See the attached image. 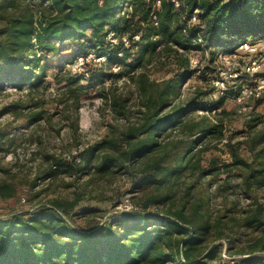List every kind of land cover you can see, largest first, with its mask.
<instances>
[{
	"label": "trees",
	"instance_id": "16d2710c",
	"mask_svg": "<svg viewBox=\"0 0 264 264\" xmlns=\"http://www.w3.org/2000/svg\"><path fill=\"white\" fill-rule=\"evenodd\" d=\"M157 1L159 7L155 6ZM195 10L198 23L185 33L183 17L188 18ZM154 14L158 24L152 19ZM110 30L116 32L120 48L124 49L122 58L118 55L120 48L108 53L111 63L125 65L127 69L138 68L148 61V56L164 55L174 62L177 71L159 81H150L141 72L138 88L142 106L137 121L118 133L111 131L71 159L48 156L50 164L44 175L51 178L61 172L75 178L86 176L88 182L96 183L123 173L131 177L136 188L151 187L150 200L158 206L165 207L168 200L171 204L162 213L146 208L119 212L117 225L98 222L84 229L65 217L81 201L78 192L71 201H55L51 207L43 206L31 213L0 216V264L209 261L206 252L211 244L204 245V237L211 226V214L202 181L217 166V158L205 157L210 148L204 147L203 142L220 140L224 124L220 119L219 123L203 115L196 119L194 110L206 108L203 96L211 93L196 88L185 96L181 86L188 73L199 72L203 81L208 80L207 69L191 68L192 51L202 55L211 52L214 59L215 48L234 49L244 40L264 38V0H0V86L9 81L16 84L31 80V89H39L46 80L47 65H41L36 72L38 62L46 56H56L67 39L78 41L81 53L95 45L103 46ZM136 36H140V41L135 40ZM124 39L128 44L138 45L136 54L125 50ZM128 72L129 69L123 73ZM83 90L79 86V93ZM63 98L68 99L60 98L61 104ZM73 99L77 112L80 95ZM26 106L29 109L26 114L15 106L10 108L14 118L26 119L21 125L0 123V151H6L8 143L12 146L16 139L26 136L24 130L28 125H33L30 129L35 132L40 122L50 124L51 115L41 107L43 100H33ZM201 137L202 143L194 147ZM255 158V169H249L241 159L236 164L246 172V186L253 180H264V147L255 152ZM222 166L228 170L229 163L223 162ZM1 173L9 175V170L0 167ZM35 179L31 187L36 186ZM16 194L13 177L0 178V199H10ZM224 204L228 206V199L224 198ZM98 212L92 209L74 217L84 218ZM226 217L218 213L214 218L213 238H221L224 230L234 224L232 221L237 222L234 216L223 219ZM240 223L260 233L247 247L233 243V251L253 254L258 250L264 254V206L258 204L246 210ZM259 258H243L238 264H256Z\"/></svg>",
	"mask_w": 264,
	"mask_h": 264
},
{
	"label": "rangeland",
	"instance_id": "374dc122",
	"mask_svg": "<svg viewBox=\"0 0 264 264\" xmlns=\"http://www.w3.org/2000/svg\"><path fill=\"white\" fill-rule=\"evenodd\" d=\"M158 2L155 4L157 7L160 6ZM175 6H178L177 2ZM112 32L115 33L114 38ZM135 40L140 41V36ZM63 43L56 56H46L37 63L36 72L41 65H47L46 80L39 89H31V80L16 84L9 81L0 86V123L21 125L26 119L14 118L10 108L15 106L20 113L26 114L29 111L26 105L38 99L43 100L41 107L51 115L50 124L40 122L35 132L30 129L33 125H28L24 130L26 136L16 139L12 146L8 143L4 148L6 151H0V167L9 170V175L1 173L0 178L13 177L17 186L15 197L0 199V216L31 213L43 206L51 207L55 201H71L75 192L81 195V201L65 217L74 220L75 226L83 229L98 222L115 224L121 217L119 212L134 208L162 213L171 200L165 207L158 206L150 200L153 195L151 187L145 190L136 188L129 175L117 173L114 177L94 183L88 182L86 176L75 178L59 172L55 177L46 178L44 173L50 164L48 156L71 159L100 142L111 131L118 133L119 129L136 122L142 106L138 75L144 72L150 81L162 80L177 71L174 62L165 59L164 55H160L162 58L150 55L145 64L138 68L129 66L130 72L124 74L125 70L128 71L125 65L114 64L107 59L108 53L121 47L113 30L107 35V44L95 45L84 53L78 51V41L67 39ZM245 43L249 44L248 48ZM124 48L134 55L138 45L130 43ZM123 50L119 49L120 58L124 57ZM212 52L214 59L211 52L202 55L192 51L189 54L191 68L207 69L208 80L203 81L199 72L188 73L181 86L185 96L192 94L196 88L211 93L203 96L208 106L194 110L196 119L203 115L219 123L222 120L224 124L220 140L214 138L203 142L204 147L207 145L210 148L205 157L217 158V166L202 181L211 214V226L205 233L204 245L215 247L210 246L206 252L209 261L198 259L194 264H238L240 259L252 257H260L259 263H264V254L258 250L253 254H236L231 247L233 243L247 247L260 233L240 221L246 210L258 204L264 206V180H253L251 185L246 186V172L236 164L241 159L246 161L249 169H255V152L264 147V38L244 40L234 49L222 47ZM79 86L84 88L82 93H79ZM77 94L80 99L76 112L73 97ZM63 96L68 99L63 98L64 104H61ZM64 107L66 110H63ZM202 140V137L198 138L194 147H198ZM223 162L229 163L228 170L222 166ZM33 179L35 187L30 185ZM224 198L228 199V206H225ZM92 209L100 212L84 218L74 217ZM218 213L227 216L223 219L234 216L237 222L232 221V227L224 230L221 238L215 239L213 224Z\"/></svg>",
	"mask_w": 264,
	"mask_h": 264
},
{
	"label": "built area",
	"instance_id": "2783aa9c",
	"mask_svg": "<svg viewBox=\"0 0 264 264\" xmlns=\"http://www.w3.org/2000/svg\"><path fill=\"white\" fill-rule=\"evenodd\" d=\"M158 5L160 4V2L157 3ZM178 5V3H177ZM153 18L155 19V23L157 22V16L154 15ZM183 20L186 21V24L184 25L185 29L183 30L185 33L187 32L186 30L189 29L190 27H192L193 25H196L198 23V10H195L188 18L185 16L183 17ZM115 35L114 32H112V37ZM114 38V37H113ZM135 38H138V36H136ZM114 41V40H113ZM125 44L127 45L128 42L126 41V39H124ZM246 48L249 47L248 43H245ZM25 201V199H23ZM256 264H264V263H256Z\"/></svg>",
	"mask_w": 264,
	"mask_h": 264
}]
</instances>
